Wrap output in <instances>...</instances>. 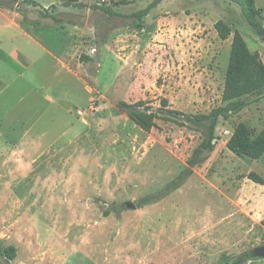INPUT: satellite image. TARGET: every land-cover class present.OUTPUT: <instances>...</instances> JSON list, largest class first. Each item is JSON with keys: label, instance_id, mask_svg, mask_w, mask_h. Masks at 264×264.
Returning a JSON list of instances; mask_svg holds the SVG:
<instances>
[{"label": "rangeland", "instance_id": "374dc122", "mask_svg": "<svg viewBox=\"0 0 264 264\" xmlns=\"http://www.w3.org/2000/svg\"><path fill=\"white\" fill-rule=\"evenodd\" d=\"M153 1L0 0L28 28L73 29L82 40L60 63L71 94L37 124L56 127L37 142L33 132L22 141L17 128L0 135V264L257 261L250 252L264 243V201L254 195L263 198L264 188L247 175L264 177V156H238L227 141L240 122L253 136L263 129L264 92L219 117L212 151L203 147L210 121L190 117L228 105L234 32L263 61L264 37L230 0H163L138 16ZM256 4L264 22V0ZM218 21L231 27L228 39ZM8 66L0 65L5 128L38 119L35 87L63 91L50 59L36 65L31 83ZM133 109L154 113L156 125L141 127ZM10 246L12 259L3 253Z\"/></svg>", "mask_w": 264, "mask_h": 264}, {"label": "trees", "instance_id": "16d2710c", "mask_svg": "<svg viewBox=\"0 0 264 264\" xmlns=\"http://www.w3.org/2000/svg\"><path fill=\"white\" fill-rule=\"evenodd\" d=\"M163 0H154L147 8L140 11L138 16L147 15L150 10L160 4ZM238 4L246 21L254 28L257 34L264 37V22L262 9L257 7L256 0H230ZM68 5H77L80 0H66ZM109 12H112L109 10ZM215 28L221 39H228L232 34L231 27L224 21H218ZM84 62V60H83ZM264 92V61L258 51H252L248 46L244 36L236 30L233 35L229 64L227 67L225 84L222 100L228 105L218 107L209 114H198L190 117L196 124H203L205 120L210 121V139L203 143V147L212 151V137L215 133L217 120L220 116H225V112H233L243 107L241 98L251 93ZM125 107H135L143 105V102L134 105L126 102L122 103ZM129 117L145 129H151L156 125V115L152 112L133 109L128 113ZM227 147L238 156H247L252 159H259L264 156V127L253 136L250 127L240 122L236 125L233 134L227 141ZM247 177L259 184L264 185V177L255 171H251ZM15 247L10 246L3 253L9 259L15 255ZM245 259L239 257L231 264H243Z\"/></svg>", "mask_w": 264, "mask_h": 264}, {"label": "crops", "instance_id": "0c3cea01", "mask_svg": "<svg viewBox=\"0 0 264 264\" xmlns=\"http://www.w3.org/2000/svg\"><path fill=\"white\" fill-rule=\"evenodd\" d=\"M17 19V17L13 18L9 8H0V65L8 64V67H10L11 64L14 68L12 70L15 72V77L24 79L28 83H31L34 76H36L33 74L34 68L44 58L52 61L54 68L51 67L53 70L64 73L63 77L58 72L55 74L57 78L60 77L58 83L63 87V91L60 93L55 89H47L46 93H43V90L38 92V88L40 87H35L37 95L34 99V109L36 111L35 114L38 115V119L36 118V120L31 122L17 120L10 128H5L2 126V122H0V135L2 132H14L17 128L19 131L16 132L21 133L22 141L23 138L26 139L29 136V132H33L31 133L33 134L31 137L37 142L45 132L52 131V128H55L57 125V122L56 125L52 126L48 122V126L37 128L39 120L46 116L45 108L54 106L57 101L66 100L71 94L72 90H69V92H66V90L69 89L68 81L71 80L73 82V79L62 69L60 63L64 64L66 61V51L70 50L76 42L82 40L80 37L75 36L73 29H57L52 27L28 28L22 25ZM2 78L0 76V85L3 84ZM1 94L0 92V96ZM20 100L24 101V97L22 96ZM250 181L257 184L259 189L263 190V184L256 183L252 180ZM262 195H264V192H262ZM254 197L258 199L259 206H261L264 197L255 195ZM255 260H257L255 263L247 264H263L264 262V258Z\"/></svg>", "mask_w": 264, "mask_h": 264}, {"label": "water", "instance_id": "95a60500", "mask_svg": "<svg viewBox=\"0 0 264 264\" xmlns=\"http://www.w3.org/2000/svg\"><path fill=\"white\" fill-rule=\"evenodd\" d=\"M126 206L128 208H136V204L133 202H126ZM250 256L253 259H262L264 258V243L254 247L251 252H250Z\"/></svg>", "mask_w": 264, "mask_h": 264}]
</instances>
